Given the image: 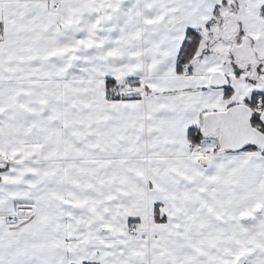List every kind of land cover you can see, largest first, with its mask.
Instances as JSON below:
<instances>
[{
	"label": "snow or ice",
	"instance_id": "1",
	"mask_svg": "<svg viewBox=\"0 0 264 264\" xmlns=\"http://www.w3.org/2000/svg\"><path fill=\"white\" fill-rule=\"evenodd\" d=\"M0 264H264V0H0Z\"/></svg>",
	"mask_w": 264,
	"mask_h": 264
}]
</instances>
